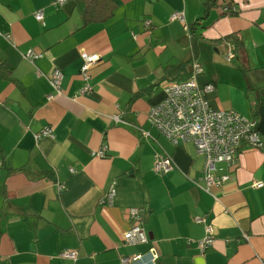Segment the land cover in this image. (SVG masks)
I'll list each match as a JSON object with an SVG mask.
<instances>
[{
    "label": "crops",
    "instance_id": "0c3cea01",
    "mask_svg": "<svg viewBox=\"0 0 264 264\" xmlns=\"http://www.w3.org/2000/svg\"><path fill=\"white\" fill-rule=\"evenodd\" d=\"M53 1L0 0V63L10 66L0 72V264H121L138 255L152 264V248L157 264H264V185L254 186L264 184V149L243 143L236 164L222 165L229 181L207 192L195 145H173L148 120L165 97V68L193 61L189 25L207 14L199 82L216 87L215 108L256 121L264 139V0H237L238 15L224 14L229 0L209 14L201 0H114L110 21L84 29L77 0ZM28 50L44 56L33 64ZM84 52L102 59L88 94ZM55 70L64 74L60 94ZM45 127L54 137L37 142ZM104 146L106 158L96 156ZM156 155L176 169L156 174ZM111 188L112 205L101 206ZM133 208L144 210L148 244L124 241ZM197 216L215 228L206 253ZM64 251H77V261L60 258Z\"/></svg>",
    "mask_w": 264,
    "mask_h": 264
},
{
    "label": "built area",
    "instance_id": "2783aa9c",
    "mask_svg": "<svg viewBox=\"0 0 264 264\" xmlns=\"http://www.w3.org/2000/svg\"><path fill=\"white\" fill-rule=\"evenodd\" d=\"M66 0H55L53 5L59 8L65 4ZM224 12H230L228 7L223 8ZM44 14L39 11L35 14V19L44 22ZM175 16L173 19H176ZM144 25L151 30V21L146 20ZM43 53H36L28 50L24 58L34 64L41 59ZM81 77L85 82L82 94L92 92L91 69L101 62L99 54L82 53ZM190 77L183 81L166 83L164 85L165 97L162 101L154 105L148 115L150 125L167 138L173 145H181L192 142L197 153L204 158V167L200 182L205 184V190L210 192L211 188H221L229 181V175L225 173L222 165L228 168L233 167L238 159L240 146L247 143L250 147L263 150L264 139L257 129L256 121H249L234 111H223L215 108L211 102V96L215 93L216 87L213 84L201 85L199 78L203 75V69L199 63L193 62L191 65ZM64 74L60 70H55L50 79V84L57 92L61 93V86ZM53 97L50 96L49 99ZM116 122H120V116H114ZM54 132L51 127H45L35 136L36 141L43 138H53ZM107 147L95 155L106 158ZM176 169L172 158L166 155H156L154 162V172L159 175H167ZM73 173H76L72 170ZM198 185V184H197ZM264 184L255 183L256 188H262ZM60 193L66 190L65 185L59 186ZM115 190L111 188L105 193L99 204L101 206L112 205ZM129 220L133 223L131 229L124 234V241L127 245H138L150 243V238L146 232L144 224V210L133 208L129 210ZM195 223L201 224L205 228V236L199 241L201 252L206 253L215 241V228L207 221L206 216H197ZM150 262L157 264L158 255L155 249L149 251ZM60 258L77 261V251H64ZM121 264H150L143 261V255L135 257H123Z\"/></svg>",
    "mask_w": 264,
    "mask_h": 264
},
{
    "label": "trees",
    "instance_id": "16d2710c",
    "mask_svg": "<svg viewBox=\"0 0 264 264\" xmlns=\"http://www.w3.org/2000/svg\"><path fill=\"white\" fill-rule=\"evenodd\" d=\"M227 5L230 12H224L225 15H238L239 10L236 6L237 0H229ZM202 4L207 10V13L215 7L217 0H201ZM77 7L80 10L83 22V29L93 25H101L110 21L117 10V4L114 0H77ZM208 15L197 20L189 25V33L191 38V47L193 51V61L198 58L200 53L199 42L204 37L205 26L203 22L206 21ZM237 37V36H236ZM239 39V37H237ZM193 61H188L178 67L168 66L165 68L164 81L167 83L176 82L188 72V68L192 65ZM10 70V66L6 62L0 63V72ZM186 80V79H185ZM142 94L139 95L141 97Z\"/></svg>",
    "mask_w": 264,
    "mask_h": 264
}]
</instances>
